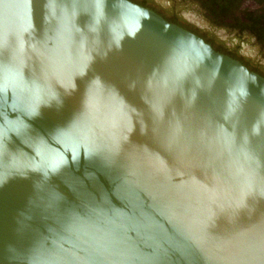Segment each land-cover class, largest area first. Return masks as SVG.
I'll list each match as a JSON object with an SVG mask.
<instances>
[{
    "label": "water",
    "instance_id": "1",
    "mask_svg": "<svg viewBox=\"0 0 264 264\" xmlns=\"http://www.w3.org/2000/svg\"><path fill=\"white\" fill-rule=\"evenodd\" d=\"M0 264H264V76L131 0H0Z\"/></svg>",
    "mask_w": 264,
    "mask_h": 264
},
{
    "label": "flooded vegetation",
    "instance_id": "2",
    "mask_svg": "<svg viewBox=\"0 0 264 264\" xmlns=\"http://www.w3.org/2000/svg\"><path fill=\"white\" fill-rule=\"evenodd\" d=\"M264 76V0H131Z\"/></svg>",
    "mask_w": 264,
    "mask_h": 264
}]
</instances>
